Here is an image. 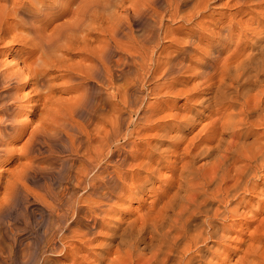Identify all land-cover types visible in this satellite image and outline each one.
<instances>
[{
  "label": "bare ground",
  "instance_id": "6f19581e",
  "mask_svg": "<svg viewBox=\"0 0 264 264\" xmlns=\"http://www.w3.org/2000/svg\"><path fill=\"white\" fill-rule=\"evenodd\" d=\"M111 1L0 0V58L5 57L0 59V164L21 161L18 174L10 177L17 185L38 169L41 157L33 154L47 142L63 140L73 149L83 138L86 145L82 171L72 179L75 192L68 187L45 202L50 221L41 234L40 255L32 261L27 253L17 258L15 248L0 243V264H47L46 254L66 255L75 245L67 244L69 239L84 238L72 229L81 226L83 209L93 220L112 198L140 200L171 157L177 178L164 202L155 213L127 223L116 220L113 239L127 225L99 264H211L207 254L225 250L226 233L240 223L254 227L237 263L264 264V183H259L264 179V15L257 23L262 31H250L255 41L245 42L246 49H229L233 29L248 30L234 16H224L216 32L204 23L213 9L239 15L264 0H128L119 18L110 14ZM165 21L179 25L169 29ZM200 33L210 48L206 56L194 47L203 41ZM215 39L222 42L212 45ZM161 40L176 50L164 54ZM190 51L205 63H194ZM118 54L123 59H115ZM191 64L201 69L193 71ZM50 74L64 81L52 83ZM117 76L126 78L123 95L114 85ZM92 85L98 96L106 95L98 102L91 100ZM146 88L154 102H145ZM78 91L77 98L58 102L56 95ZM169 96L200 109L171 112ZM203 109L216 118L187 141L185 134L200 114L208 117ZM24 110L29 123L20 119ZM92 119L97 122L90 133L85 124ZM152 131L157 139L146 140ZM132 138L136 141L129 143ZM199 156L209 161L196 165ZM249 194L256 199L250 204ZM245 218L248 224L242 223ZM207 242L217 247H201Z\"/></svg>",
  "mask_w": 264,
  "mask_h": 264
},
{
  "label": "rangeland",
  "instance_id": "374dc122",
  "mask_svg": "<svg viewBox=\"0 0 264 264\" xmlns=\"http://www.w3.org/2000/svg\"><path fill=\"white\" fill-rule=\"evenodd\" d=\"M127 1L128 0H125L123 2L124 4H122L120 0L111 1L110 8H109V10L111 11L110 14L113 17L117 16L116 18H119V16L122 17V13H123L122 5L126 6L128 4ZM113 2L115 4H113ZM9 4L10 2L4 3V5H9ZM205 15L206 16L209 15L208 17L204 18L205 27L208 29L213 28L215 25L223 21L224 16L226 15L234 16L236 21H238L239 23L245 24L248 30L244 29V27H241V29L238 27L236 29H233L234 33H233L232 40H230L229 49H232V50L233 49H244V48L246 49L248 47L246 46L247 42L255 41L252 37L254 33H251L250 31L253 30V28H255V32L262 31L263 29L261 28L260 25H257V23L260 21L261 17L264 15V4L260 6H248L247 8L243 9L241 14L239 15H235L230 11H225L222 8L213 9L211 10V13H205ZM165 23L166 25H168L169 29L177 27L179 25V23L176 21L175 22L165 21ZM212 31L216 32L215 27L213 28ZM226 32L227 30L221 32L220 37L223 38L225 35H227ZM204 33L208 34L209 37H210V34H212L209 31H204ZM204 33L198 34V37L201 38L203 41L196 42L194 47L200 48L199 51L201 52V54L206 56L210 52V48H207L205 46L207 41L204 39L205 38ZM121 41H120L121 47L122 46L124 47L125 46L124 40H121ZM221 42H222L221 40L215 39L214 41H212V45L213 44L218 45ZM161 43H162L163 48L165 49L164 54H169L176 50V48L172 46V44L168 42L167 40H161ZM189 53H190L192 61L196 63L197 65H201L205 63L204 59L201 57V54H194L192 51H190ZM118 55L116 56L115 59H118L119 57L123 59V56H121L120 54ZM0 59L3 60L5 59V57H1ZM11 59L12 58L10 57L8 58L6 57V61H11ZM190 67L193 69V71H197L201 69L199 66H196L194 64H191ZM54 74L56 75V73ZM54 74L49 75V77L51 78V81H53L52 83L56 82L57 84V83H61L64 81V80L52 79L53 78L52 76H54ZM119 78L121 80L117 81L116 79H119ZM116 79H115L114 85L115 86L118 85V87H115V88H119V87H120L119 89L123 88L121 89L122 93H120L121 90H119V94L123 95L124 87L126 85V78L123 76H117ZM92 86H90V93H91L90 97H91L92 102H98L100 101L101 96L102 98L106 96L105 94L103 95V92L101 93L100 96H98L96 93L97 92V87H95L96 85H92ZM100 88L102 89L103 87L101 86ZM93 90L95 93L93 92ZM101 91H103V89ZM92 92L96 94L97 97L96 95L94 96ZM79 94L80 93L78 91V92H72L71 94L63 93L61 94L62 96L61 95L60 96L56 95V96L61 98V99L59 98L58 102L61 100H63L61 102H65L67 101L66 100L67 98H70V97L77 98ZM144 94H145V99H144L145 102H154L155 99L151 97L147 88L144 90ZM165 100L168 101L167 105L171 107V110H170L171 112L179 113V112L184 111L186 108H191L194 111L200 109V107L196 105L187 103L185 99L181 97L169 96V97H166ZM203 110L206 114H208V117H205L202 114H200V118L197 120L192 130L188 131L185 134L187 141L191 139L193 136H195L198 133L199 129L206 122H208L209 120H214L216 118V116H214L207 110L205 109ZM25 111L26 110L22 112V115H21L22 118L20 119L22 121H27L29 123V121L25 117L28 115L23 116ZM80 120L82 121L81 118L79 119V121ZM87 122L85 124L86 131L88 130V132L92 133V131H94L92 129L96 127L97 121L92 119L88 123ZM92 125H93V128H92ZM154 133H155L154 131L149 132V136H147L145 139L146 140L157 139V137L151 136ZM199 138L200 137L195 138L193 142L196 143L199 140ZM250 139H252L251 136L248 137V140ZM132 141H136V140H134L133 138L128 140L129 143H131ZM187 141H185V143L181 142L179 144L178 150L184 149ZM21 143L22 141L16 144L15 148L17 149L18 147H20ZM76 143H78L79 145ZM76 143H75L76 145L74 144V148L72 149L69 143H66L63 140H54V141L47 142V144L44 145L43 148L41 149L38 148V152L40 153L38 154V152L36 151L33 154V155L36 154L37 157H41L40 159L41 161L40 162L38 161V169L31 172V174L29 175L30 179L27 178L28 181L27 180L19 181L18 184H20V187L19 186L17 187L18 184L13 185V178H10V177L11 176L13 177L18 174L17 169H19V166L17 167V165L21 161H16L14 163L11 161H8V162H3L2 164H0V243L6 249H9L10 246L13 247V249L15 248L14 253H15V256H17V258L19 257L20 253H24V254L27 253L29 257H31V261H32L40 255L41 250L39 247H40V242H41V234H42L43 229H45L46 226H48L49 221H50L48 219L47 212L44 211L45 209L44 205L46 204L45 202L51 201L52 200L51 198L54 195L63 194V191L65 188L69 187L68 188V190L70 189L69 191L75 192V191H72L73 188L75 187L74 185H76L75 184L76 182L75 181L73 182V180H75V178L78 176L74 174L78 173L77 175H80V172L82 171L81 169V167H83V165L81 164L82 155H83L84 147L86 146L83 141V138L77 140ZM120 143L123 144V141ZM80 145L82 147H80ZM75 146H78V148ZM162 146L166 147V145H162ZM75 151H78V153ZM194 161L196 165H200L204 162L209 161V158L207 157L203 158L202 156H199ZM78 162L80 163L78 164ZM173 162L176 164L177 161L174 157H171L169 160L170 164H167L166 168H162L161 176H159L156 180L153 181L152 191L147 194H140V200L133 198V196L132 197L130 196L129 199L112 198L109 201H106L107 205L102 207V211L93 220L90 217V215L88 217L87 209H83V212L81 213V218H82L81 226L79 227L74 226L72 229L74 230L77 229L80 233L84 235V238L82 236V240L78 243L73 242V240L69 239L67 244L72 243L75 245L71 246V248L72 247L73 248L71 249V251L69 250L66 255H65L66 252L64 254H59V255L46 254V258L48 257L47 264H88V263L89 264H99V262L103 260L102 258H104V256L106 257V255L109 254L111 250L114 249L115 244H117L119 241V237H121V235L119 234L121 233L123 234L122 230H124L125 226L127 225V224L122 225L120 228L122 230L120 229L116 230V233L114 234L115 239H113L112 238L113 235L110 232L113 230V224L115 222L119 220L120 221L127 220L126 221L127 223L129 220L137 216L146 215L149 212L151 213L157 212V209L164 202L166 198L165 195L169 193L170 191L169 186L177 178V173L173 171L171 167L173 165ZM259 183L263 184L264 179H260ZM260 189L263 190L264 187ZM102 191L103 190L99 191L100 194L104 193V191L103 192ZM55 192L57 194H55ZM116 195L119 196V194H116ZM249 197L252 199L250 200ZM255 200H256L255 195L249 194L248 196H246V201L248 204L255 202ZM70 216L71 215H69V217ZM196 216H195L196 221L199 222L200 220H202L201 215H196ZM245 222L247 224L249 223L248 218H245L242 220V223H245ZM253 227H254V224L253 226L245 228V225L241 223L238 224V226L231 227L230 231L226 233L227 238L225 239V242H224L226 249L217 250V252H215L214 254H211V252L207 254V257H210L212 259L211 264H235V262L236 264H238L237 260L239 257L242 256L243 251L246 248L245 245L248 244V242H246V239ZM117 233L119 236L117 235ZM130 233L132 234L130 235ZM130 233H128V235H130V237H133L134 232L131 231ZM68 235L71 238L72 231H69ZM204 245L205 246L201 245V247H206L207 249L212 246L217 247L216 245H213L212 242H207ZM72 254L73 256H71ZM0 259H1V256H0ZM171 261H174L173 257H171Z\"/></svg>",
  "mask_w": 264,
  "mask_h": 264
}]
</instances>
